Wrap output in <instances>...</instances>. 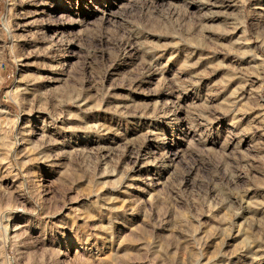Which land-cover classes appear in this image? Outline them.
<instances>
[{"label":"rangeland","instance_id":"1","mask_svg":"<svg viewBox=\"0 0 264 264\" xmlns=\"http://www.w3.org/2000/svg\"><path fill=\"white\" fill-rule=\"evenodd\" d=\"M0 264H264V0H0Z\"/></svg>","mask_w":264,"mask_h":264}]
</instances>
